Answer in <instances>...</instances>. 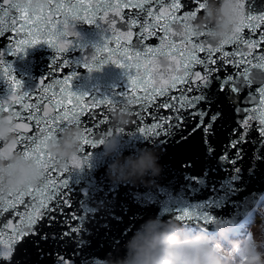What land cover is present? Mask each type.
Instances as JSON below:
<instances>
[{
	"label": "water",
	"instance_id": "95a60500",
	"mask_svg": "<svg viewBox=\"0 0 264 264\" xmlns=\"http://www.w3.org/2000/svg\"><path fill=\"white\" fill-rule=\"evenodd\" d=\"M26 2L32 4L33 0H9V4L3 5L8 11L0 12V28L5 32L0 37V52L5 53L0 57L5 61L0 64V100L13 102L17 111H21V103L42 105L41 116L75 108L82 113L85 126L95 135L114 132L117 147L108 154L102 144L93 148L91 144L81 143L75 160H67L63 165L56 160L51 174L56 187L46 192L48 196L55 193L54 198L47 201V208L52 211L40 210L44 215L33 225L35 234L18 238L14 229L18 225L23 227L28 214L34 212L32 205L39 202L35 189L42 185L43 179L30 185L35 200L33 195L19 198L20 191L29 186L18 191L0 189V200L11 201L14 205L7 206V210L0 214V250L8 246L12 248L10 259H0V264H108L109 260L124 255L126 240L148 218L176 220L180 209L187 208L193 214L206 210L230 228L255 207L264 194V158H261L264 157V136L259 131L258 119L249 120L250 127L247 128L242 126V122L249 115H257L264 107V96L258 92V82L239 92H233L230 84L225 85L224 91L217 93L219 85L215 82V76L224 78L231 75L236 79L245 67H251L259 57L264 56V40H261V36H264V0H245V8L239 11L234 27L240 26L237 35L242 39L224 44L220 51L211 55L216 63L209 62L208 67L217 69L213 76L212 92L218 99L210 108L205 104L197 108L207 110L208 116L204 118L206 124L213 113L219 110L221 115L214 122L213 132L207 140L203 130L198 128L200 116L190 114L196 112L197 108L182 109L179 115L183 117V122L178 128L168 129L170 135L165 136L163 132L155 135L156 131H161L156 125L163 124L165 129L168 128L164 124L166 119L177 123L172 119L177 113L164 105L175 103L174 97L182 98L180 89L192 88L193 91L186 93L189 96L198 94L195 85L200 81L191 74L187 78L191 83L169 87L164 96L156 95L146 103L129 104L131 119L124 131L118 134L101 120L106 106L93 105V98L112 97L115 93L125 92L130 99L133 96L142 97L145 89L163 87L171 76L183 74V65L187 63L190 53L201 59L208 58L209 54L197 50L194 43H186L182 32L172 28L165 36L162 29L165 20L143 15L135 25L128 27V17L140 9L124 7L126 0H111L114 7L108 9L107 16L100 19L104 15L101 11L96 17L101 27L85 23L82 19L70 20L69 34L63 37V42H59V47L66 50L59 52L57 47L48 43L49 40L56 42L53 33L65 19L60 12L53 14L50 11L58 0H44L46 6L37 16L44 15L48 19L47 22H39V31L32 27L37 24L35 18L25 24L26 14L10 7L12 3ZM136 2L138 0H133V3ZM59 3L64 5L62 11L69 17L68 3L81 9L82 16H88L89 10L99 0H59ZM181 4L182 7L175 13L177 16H184L197 7L195 0H181ZM144 6L150 7L156 16L170 11L166 4L161 7L154 0ZM13 15L18 21L15 25L11 23ZM202 15L203 11L195 17ZM112 17H115V23L109 27L107 21ZM189 17H186L187 21ZM141 23H154L157 26L142 29ZM72 25H75L74 29ZM103 29H107V32ZM73 31L79 33L78 38L72 34ZM199 39L207 37L200 36ZM72 43L74 46L71 48ZM166 43L173 47L166 48ZM97 44L106 47L97 51L93 48ZM161 48L171 52V55L159 56ZM149 49L154 50L156 55L149 53ZM137 52L140 53L138 59L135 55ZM93 55L126 64L127 67L122 69L115 64L105 63L99 71L89 72L83 62L77 63L86 57L95 68V62L91 61ZM66 59L72 63L65 65ZM204 71L203 65H190V73L203 75ZM256 71L252 68L253 74ZM13 77L21 81L22 90L29 93V97L22 101H16L10 94L21 91L11 84ZM43 77L47 83L42 86L40 80ZM80 94L84 95L78 99ZM250 94L255 96L251 103ZM11 111L3 115L8 116ZM92 121L100 122L93 127ZM17 123L29 125L27 129H21L25 137L33 133L39 136L31 122L15 120V127ZM138 127L151 133V138L143 137L142 132L137 131ZM84 135L86 133L83 132ZM14 136L15 142L0 141V156L20 151L22 146L16 133ZM238 138L241 142L233 146ZM141 149H152L157 154L159 175L146 177L143 182H113L109 165L121 155L135 158L140 155ZM85 155H88L87 163H84ZM233 176H237L236 180H232ZM222 184H231L235 190L224 195V189L220 187ZM218 195L220 197L215 206L203 207ZM176 221L212 228V223L198 220Z\"/></svg>",
	"mask_w": 264,
	"mask_h": 264
},
{
	"label": "snow or ice",
	"instance_id": "6c2138e0",
	"mask_svg": "<svg viewBox=\"0 0 264 264\" xmlns=\"http://www.w3.org/2000/svg\"><path fill=\"white\" fill-rule=\"evenodd\" d=\"M155 4L158 6L167 5V9L170 11H166V14L163 16H156L155 13L152 11L150 7H145V4H151L153 3V0H138V2L133 3V0H126V2L123 3L124 7H134L140 9L138 12H133L128 17V24L127 26L130 27L131 25H135L139 18L143 15L145 17H155L156 20L163 19L165 20V23L162 25V29L165 33V36L169 34L172 28H176L177 32H182L185 42L186 43H194L195 47L199 51H204L209 54L208 58L201 59L195 56L194 53H190L187 63L183 65V74L173 75L170 77V79L166 82H164V86L157 88L152 87L151 90L145 89L144 95L142 97L133 96L132 98H128L127 93H115L112 97L105 96L100 99L93 98V105L97 104H103L106 106L104 111V117H101V120L104 121V123H107L110 128H113L115 133H121L124 131V128H114L113 127V120H112V113L115 111H121V110H127L131 112V109L128 107L129 104H132L134 102H148L150 99H153L156 95L164 96L169 87L175 88L177 84H188L191 83L190 80L187 78L189 75H194L197 80L200 81L199 84L195 85V91L198 93L195 96H189L186 93L193 91L192 88L188 89H180V92L182 94L181 97H174L172 98L175 100V103H167L164 106L172 108L177 115L173 117L172 119H175L177 123L173 124L170 122L169 119H166L164 121V124L168 125V128L165 129L163 124L156 125L157 128H159L161 131H156L155 135H160L161 132L165 136L170 135V132L168 129L172 128H178L183 122V117L179 115V112L182 109L187 108H197L200 104H205L209 108L214 104L218 97L212 92V85H213V76L214 73L217 72V69L215 68H209L208 64L209 62L212 64H215L216 61L211 59V55L213 52H218L221 50L222 46L226 43H233L241 40L242 38L237 35V33L240 31V26H238L233 31V35L229 37L227 40L222 41L219 44H212L207 39L201 40L199 39L200 36H205L204 33H194L192 31L191 25L188 23L186 17L191 16L195 17L199 12L202 11L204 8L205 0H195V3L197 7L193 9L192 11L185 13L184 16H177L175 13L178 11L181 7V0H154ZM4 4H9V0H0V12H7L8 9H5L3 7ZM11 9H14L16 11H19L22 14H26L25 16V24L28 20H31L35 18L37 20V24H33L32 27L36 28L37 31H39L38 24L40 21L47 22L48 17L41 15L37 16V13L41 10V7H32L31 2L26 3H12L10 4ZM114 5L111 3V0H99V3L91 8L89 10L88 16H82L81 9L77 8L76 5H73L71 3H68L67 8L71 12V16L69 17L67 13H64L62 10L64 8V5L59 3L56 4L54 8H52L50 11L54 14L56 12H60L62 15L65 16V19L60 22V26L54 31L53 35L56 37V42H53L52 40H49L48 43L52 47H57L59 52H64L66 49L63 47H59V42H63V37L67 36L70 20H83L85 23H89L92 25H95L97 27H101L99 20L96 18L97 15L102 11L104 15L100 16V19H104L107 16V11L110 8H113ZM245 8V0H238V9L242 12V10ZM119 14V13H117ZM134 17V18H133ZM251 19V17H249ZM243 16H241V26H242ZM17 19L15 15L11 18L12 25H15L17 23ZM109 27H112L115 23V17H112L108 19L107 21ZM156 24H144L141 23L142 29L147 28H155ZM72 28H75V25H72ZM105 33L107 32V29H103ZM113 31L115 29L113 28ZM77 38L79 37V33L77 31H73L72 33ZM175 34V33H173ZM5 32L2 28H0V37L4 36ZM131 33H129V36ZM195 38V39H193ZM261 40H264V36H261ZM23 43V42H21ZM37 43L39 44V40H37ZM250 43V42H249ZM74 46V43H72L71 48ZM106 47L104 44H97L93 45V48H95L97 51H102L103 48ZM166 48L171 49L173 47L172 44L166 43ZM26 49H22V51H25ZM149 53L156 55L155 51L152 49L148 50ZM11 52V50H9ZM13 55H16V53H11ZM126 54V53H125ZM5 53L0 52V57H3ZM137 59L140 56V53H135ZM171 55V52H166L163 48L159 50V56L161 57H168ZM91 61L95 62L96 67L93 68L92 64L89 63L88 59L86 57H82V61H79L77 63L83 62L84 66L88 69L89 72L93 71H99L101 67L105 63H111L115 64L119 68H126V64H120L116 63L115 61H109L107 58H100L95 55L91 57ZM5 63L2 59H0V64ZM65 65L71 64L72 61L65 60ZM199 64L203 65L205 68L204 74L201 75V73H190V65L191 64ZM251 63V62H249ZM252 68H255L257 71L255 74L252 72ZM215 82L219 85L217 87L216 92H222L224 91L225 85H231V90L233 92H239L245 87H250V85L254 82H258L260 87L258 88V92L264 96V56H261L258 58V62L255 64H252L251 67H245L243 69V72L240 76H238L236 79H233L231 75L226 76L224 78H221L219 76H215ZM47 83V80L43 77L40 80V84L43 86ZM141 83H145V81H141ZM147 83H151V81H147ZM11 84L18 86L20 88L19 93H10L16 98V101H22L23 99L29 97L28 92H24L22 90V83L21 81L17 80L16 77H13L11 80ZM47 90V89H45ZM63 91V89H61ZM75 94V93H74ZM84 94H80L79 98H82ZM120 97H123L121 99ZM255 99V96L250 94L249 96V103H251ZM264 103V102H262ZM11 111V114L8 115L9 121L14 122L15 120H19L21 122L28 121L31 122L32 127L37 129V132H39V136L35 133L29 136H24L21 132V129H27L28 124L27 123H17L15 127L14 133L18 136V142L21 144V149L17 153H23L26 158L34 159L35 162L42 168L43 170V183L40 187H37L35 189V193L39 194V202L34 203L32 205L34 212L29 213L26 219L24 220L23 227H20L19 225L14 229V233L18 234V238H23L26 235L29 234H35V230L33 228V225L37 223V220L42 218L44 213H42L41 209H47V211H52V209L47 208V201L54 198L55 193L52 196L46 195V192L49 188H55L56 183L51 179L52 171L55 168L56 164V158L51 156L46 151V144L49 140L52 138H59L61 136V133L70 126H75L83 129V132L86 133L82 137L81 143H88L91 144L93 148H95L98 144L102 143L103 135H95L88 127L85 126L83 120L81 119V112H77L75 108L69 109V110H60L55 113V115L45 114L43 116L40 115V112L42 111V105L39 104H33L28 105L25 103H21V111H17L13 107V102H9L7 99L0 100V116H4L3 113L6 111ZM240 111V109H237ZM251 112V110H245ZM23 113V114H22ZM191 115H199L200 116V122L198 125V128L202 129L205 134V139L207 140V137L210 136L213 132V124L214 122L220 117L221 113L218 110L217 112L213 113L206 124L204 121V118L208 116L207 110H200L197 108L196 112L190 113ZM106 118V119H105ZM252 119H258L259 120V131L261 132L262 136H264V107H262L257 115H249L245 121L242 122L243 127H250L248 121ZM100 121H92L93 127ZM42 126V127H41ZM138 132H142L143 137L151 138V133L147 131H143L137 128ZM111 131L107 132L106 134L110 133ZM105 135V134H104ZM243 135V134H242ZM183 139V137H182ZM241 142L239 138L237 141L233 142V146H235V143ZM43 145V147H42ZM82 150V149H81ZM211 151V149H209ZM264 158V157H261ZM76 157L73 158L75 160ZM88 155L84 156V163H87ZM238 171V170H236ZM237 176H233L232 180H236ZM196 179V178H193ZM66 183V181H64ZM221 189H224V195H229L232 193L235 188L231 185H224L222 184ZM216 189L214 188V191ZM24 195H33V199H36L35 194L33 193V190L31 189L30 185L26 190L20 191V197L22 198ZM219 195L216 199L210 201L207 205H204V208L213 207L216 205V202L219 200ZM7 206H13L11 201H2L0 200V214H2L4 211L7 210ZM180 214L175 217L178 221H183L185 219L187 220H198L202 221L204 223H212L216 220V217L210 214L208 211H200L195 214L188 211L187 208L180 209ZM253 212L257 211V209H252ZM74 231H78V229H74ZM12 253L11 246H8L6 249L0 250V259H10Z\"/></svg>",
	"mask_w": 264,
	"mask_h": 264
},
{
	"label": "clouds",
	"instance_id": "9594fccd",
	"mask_svg": "<svg viewBox=\"0 0 264 264\" xmlns=\"http://www.w3.org/2000/svg\"><path fill=\"white\" fill-rule=\"evenodd\" d=\"M46 6L44 0H33L32 7ZM203 15L189 17L194 33H204L214 44L227 40L238 22V0H205ZM131 119L127 110L112 113L113 127L124 128ZM15 124L8 116H0V141L15 142ZM83 131L79 127L66 128L61 136L46 144L47 152L63 165L80 150ZM105 151L111 154L117 147L114 132L103 135ZM158 156L152 149H141L133 158L118 156L109 165L110 178L115 183L143 182L146 177L159 175ZM43 178L42 168L23 153L0 156V189L18 191L37 184ZM215 237L208 230L186 232L176 220L148 218L135 229L124 244V255L109 260L108 264H230L222 254L224 244L234 250L239 264H264L261 251L250 237L233 238L227 225L220 220L212 222Z\"/></svg>",
	"mask_w": 264,
	"mask_h": 264
},
{
	"label": "trees",
	"instance_id": "16d2710c",
	"mask_svg": "<svg viewBox=\"0 0 264 264\" xmlns=\"http://www.w3.org/2000/svg\"><path fill=\"white\" fill-rule=\"evenodd\" d=\"M252 210L239 222L229 228L233 238H245L250 237L254 239L261 251H264V194L260 197ZM256 217L260 219L257 220ZM182 227H186V232H195L200 230H208L210 236L215 237L216 233L212 231V228H207L197 224H181ZM222 254L228 259L230 264H239V258L234 255V250L229 248L227 243L224 244V248L221 250Z\"/></svg>",
	"mask_w": 264,
	"mask_h": 264
},
{
	"label": "rangeland",
	"instance_id": "374dc122",
	"mask_svg": "<svg viewBox=\"0 0 264 264\" xmlns=\"http://www.w3.org/2000/svg\"><path fill=\"white\" fill-rule=\"evenodd\" d=\"M253 209H254V208H253ZM256 219L259 220L260 218H259V217H256ZM184 225H185V224H184ZM183 228L185 229L186 227H183Z\"/></svg>",
	"mask_w": 264,
	"mask_h": 264
}]
</instances>
